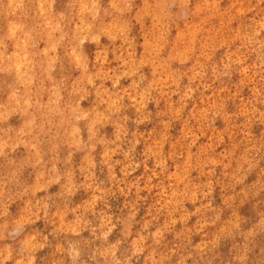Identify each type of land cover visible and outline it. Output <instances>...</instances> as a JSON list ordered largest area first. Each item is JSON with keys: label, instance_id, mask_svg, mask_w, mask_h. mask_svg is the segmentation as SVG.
<instances>
[{"label": "clouds", "instance_id": "1", "mask_svg": "<svg viewBox=\"0 0 264 264\" xmlns=\"http://www.w3.org/2000/svg\"><path fill=\"white\" fill-rule=\"evenodd\" d=\"M198 4L0 0V264H264V0Z\"/></svg>", "mask_w": 264, "mask_h": 264}, {"label": "rangeland", "instance_id": "2", "mask_svg": "<svg viewBox=\"0 0 264 264\" xmlns=\"http://www.w3.org/2000/svg\"><path fill=\"white\" fill-rule=\"evenodd\" d=\"M194 4L197 5V12L201 11V9L199 8V4H198V0H193ZM223 22L221 21L219 25H213L212 28L210 30L216 31L219 30L220 27H222ZM198 28V25H197ZM177 40L180 41L183 38V31L179 32L177 35ZM217 138L221 141H223V134L222 133H218L217 134ZM209 140H211V136L209 137Z\"/></svg>", "mask_w": 264, "mask_h": 264}]
</instances>
